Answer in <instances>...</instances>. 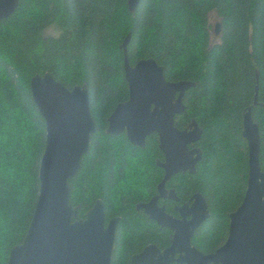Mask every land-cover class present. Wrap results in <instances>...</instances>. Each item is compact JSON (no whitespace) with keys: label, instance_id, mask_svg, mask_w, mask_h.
Here are the masks:
<instances>
[{"label":"trees","instance_id":"1","mask_svg":"<svg viewBox=\"0 0 264 264\" xmlns=\"http://www.w3.org/2000/svg\"><path fill=\"white\" fill-rule=\"evenodd\" d=\"M210 15L219 22L217 36ZM128 34L131 66L152 58L166 81L195 84L184 94L186 109L175 126L196 122L202 135L194 146L202 159L194 174L167 183L179 202L199 193L208 206L192 246L203 254L218 249L227 238L228 215L243 200L248 155L242 112L248 107L264 172V0H141L134 13L127 0H20L0 20V264L22 243L37 200L45 124L29 81L45 73L68 89L85 84L88 90L96 131L69 181L78 219L97 200L106 220L119 218L111 264H129L145 245L168 247L169 230L134 210L155 193L163 174L156 135L140 149L124 135L105 133L107 118L129 97L120 49ZM256 87L258 105L252 106ZM166 207L170 212V202Z\"/></svg>","mask_w":264,"mask_h":264},{"label":"water","instance_id":"2","mask_svg":"<svg viewBox=\"0 0 264 264\" xmlns=\"http://www.w3.org/2000/svg\"><path fill=\"white\" fill-rule=\"evenodd\" d=\"M20 0H0V20L10 17ZM141 0H127L134 13ZM219 34V24L214 27ZM124 39V78L128 100L119 103L107 118L105 133L118 136L125 132L128 141L144 148L145 138L156 134L164 161L156 165L164 172L157 186L158 195L144 209L148 219L172 232L169 247L160 251L148 245L131 257L130 264H264V172L261 170L260 134L252 120L251 107L242 112V137L247 145L248 176L245 194L238 208L228 215L229 229L225 242L214 252L203 254L191 245L196 229L209 217L201 194L192 203L178 207L180 218L168 215L158 207V199L176 200L165 183L179 173L194 174L202 159L199 148L190 149L202 135L192 120L186 129L175 126V118L184 113L183 97L195 86L190 81L168 82L163 68L154 59H141L134 66L128 61ZM33 103L45 124V147L38 180L39 189L26 234L14 246L7 264H111V254L118 218L105 221L101 200L78 219L79 206L69 202V181L80 169L81 158L88 153L90 137L96 127L90 112L86 85L66 88L50 74L34 75L29 81ZM252 106H257V87ZM177 256V257H176Z\"/></svg>","mask_w":264,"mask_h":264},{"label":"flooded vegetation","instance_id":"3","mask_svg":"<svg viewBox=\"0 0 264 264\" xmlns=\"http://www.w3.org/2000/svg\"><path fill=\"white\" fill-rule=\"evenodd\" d=\"M120 135H124L125 137H126V139H127V136H126V133L125 132H123V133H121ZM156 135V134H155ZM150 136V135H149ZM156 137H157V135H156ZM128 140V139H127ZM157 141H158V138H157ZM129 142V141H128ZM130 143V142H129ZM131 144V143H130ZM132 145V144H131ZM195 145V144H194ZM194 145H190L189 146V148L190 149H192V148H198V147H195ZM133 146V145H132ZM133 147H136V146H133ZM146 147V138H145V143H144V148ZM137 148H139V147H137ZM144 148H140V149H144ZM162 156H163V154H162ZM157 161H160V160H157ZM164 161V157H163V160L162 161H160V162H163ZM157 166V165H156ZM158 167V166H157ZM162 172H163V170H162ZM186 173H188V172H186ZM180 174V173H179ZM182 174H184V173H182ZM189 174V173H188ZM177 175V174H176ZM176 175H174V176H176ZM163 176H164V172H163V174H162V177H161V179H160V181L158 182V184L156 185V191H155V193L150 197H148L147 199H146V197L144 198V201H142V202H139V203H137L136 205H135V207H134V210L138 213H140L142 216H144V218H147L148 219V217H147V215H146V213H145V210L144 209H139V210H137L136 209V206L137 205H146V203L147 202H149L153 197H155V196H157L158 195V192H157V186L159 185V183L162 181V179H163ZM174 176H172L171 177V179L174 177ZM170 179V180H171ZM170 180H168L166 183H165V189L167 190V191H173L174 192V194H175V197H176V193H175V191H174V189L173 188H170V187H168L167 186V183L170 181ZM196 194H199V193H196ZM195 194H193L188 200H186V201H184V202H179V200H178V198L176 197V200H170V199H162V198H160V199H158V201H157V205H158V207H163L164 208V210H165V212L168 214V215H170V216H172V217H174V218H177V219H179L180 218V216H179V212H178V210H177V208L178 207H181L183 204H186V203H189V205L192 203V198H193V196H194ZM166 202H170V204H171V211L169 212V210L167 209V207H166ZM115 218H118V217H115ZM112 219H114V218H112ZM119 219V218H118ZM111 220V219H110ZM110 220H106V218H105V221H106V224L110 221ZM148 220H150V219H148ZM150 221H152V220H150ZM154 222V221H153ZM118 224H119V220H118V223H117V225H116V229H115V235H114V240H115V237H116V233H117V227H118ZM155 224H156V222H155ZM157 225V224H156ZM158 226V225H157ZM161 228V227H160ZM165 229H167V228H165ZM169 230V229H168ZM169 232H170V234H169V245H170V241H171V237H172V232L169 230ZM194 236V235H193ZM193 238V237H192ZM192 240V239H191ZM113 244H114V241H113ZM149 245H153V244H149ZM169 245H168V247H169ZM191 245H192V243H191ZM148 246V245H147ZM146 245L138 252V253H136V254H134V255H132L131 257H133V256H135V255H138V254H140V253H142V251L147 247ZM155 246V245H154ZM167 248V247H166ZM166 248H163V249H159L160 251H163L164 249H166ZM113 249V248H112ZM158 249V248H157ZM112 255V254H111ZM131 257H130V259H131ZM177 257V256H176ZM129 264H130V260H129ZM174 264V263H173Z\"/></svg>","mask_w":264,"mask_h":264},{"label":"rangeland","instance_id":"4","mask_svg":"<svg viewBox=\"0 0 264 264\" xmlns=\"http://www.w3.org/2000/svg\"><path fill=\"white\" fill-rule=\"evenodd\" d=\"M218 23L219 22H218L217 18L214 15H210V24H211L213 29H214L215 25ZM52 33H53L52 30H48L46 32V34H52Z\"/></svg>","mask_w":264,"mask_h":264}]
</instances>
